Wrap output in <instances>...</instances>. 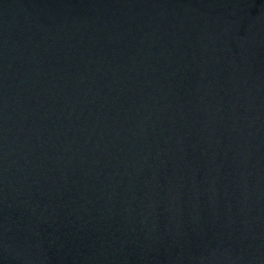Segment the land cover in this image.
Here are the masks:
<instances>
[{
  "label": "water",
  "instance_id": "1",
  "mask_svg": "<svg viewBox=\"0 0 264 264\" xmlns=\"http://www.w3.org/2000/svg\"><path fill=\"white\" fill-rule=\"evenodd\" d=\"M0 264H264V0H0Z\"/></svg>",
  "mask_w": 264,
  "mask_h": 264
}]
</instances>
